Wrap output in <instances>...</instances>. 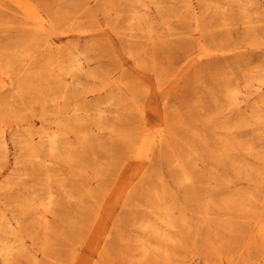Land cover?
Returning a JSON list of instances; mask_svg holds the SVG:
<instances>
[{
  "label": "rangeland",
  "instance_id": "1",
  "mask_svg": "<svg viewBox=\"0 0 264 264\" xmlns=\"http://www.w3.org/2000/svg\"><path fill=\"white\" fill-rule=\"evenodd\" d=\"M143 1L79 0L83 10L57 18L65 23H56L54 36L40 39L29 57L40 54V70L57 46L95 49L91 70L110 71L120 102L102 127L83 125V112L74 117L82 96L61 105L69 109L76 150L79 131L89 133L92 158L84 165L48 163L42 147L35 166L26 160L23 141L39 145L55 120L43 123V105L33 103L31 92L11 96L12 81L0 75L7 85L0 126H8L7 151L0 142V220L22 231L0 233V240L14 247L15 264H72L74 255L88 256L83 264L168 263L155 252L143 259L146 243L172 253L168 264H264V0ZM33 32L13 7L0 8V45ZM30 60L16 63L19 73ZM145 80L148 92L135 99L130 88ZM162 113L169 116V143L158 141L138 157L135 148L158 132ZM49 191L51 211L43 208ZM170 216L181 231L166 245L154 231H164ZM89 243L96 248L87 254ZM45 244L51 259L40 252Z\"/></svg>",
  "mask_w": 264,
  "mask_h": 264
},
{
  "label": "bare ground",
  "instance_id": "2",
  "mask_svg": "<svg viewBox=\"0 0 264 264\" xmlns=\"http://www.w3.org/2000/svg\"><path fill=\"white\" fill-rule=\"evenodd\" d=\"M54 1L56 0H0V8H2L5 3L13 7L19 15L28 21V23L35 26V32L33 33L37 34V36L27 35L25 37H19L16 41L11 40L6 46L0 45V75H3V77L6 76L12 81L11 87L7 89V93H10L11 96L25 97L26 94L31 92L33 103L43 105L41 113L43 123L50 122L52 119L55 120L54 126H51L49 129H44L39 134L41 139L39 145L32 141H23L21 147L27 152L26 160L31 163L32 166H35V162H38L40 158L42 151L40 147H42L46 149L44 151L47 153L49 159L48 163H51L52 159H62L66 163L77 160L80 164L84 165L83 162L92 158L90 153L93 150L86 147L89 141V133L84 129L83 131H79L78 135L81 137V147L76 150L71 143V139L76 136V132L69 126V109L61 105L70 103L78 95L82 96L83 102H76L78 104L72 107L74 117L77 118V116L81 115L80 113L83 112V120L81 119L83 125L91 126L94 124L96 127H102V122L105 120L109 109L114 108L115 105L120 102V97L116 91L113 90V85L109 83L110 71L107 70L106 67L103 68L104 73L102 75H98L95 71L91 70V54H99L95 49L85 50L73 46L65 50L62 46H57L52 48L55 55L49 52L47 54L49 57H47L45 65H43L40 70L35 69L36 65H39L37 64L39 62L37 58L40 54L35 56L33 60H30L29 57L39 52L38 41L40 39H45L49 42L54 36L55 30H58L55 24L65 23V21L56 20L57 18L62 19L76 16V14L72 15L70 13L71 8L78 6L79 10H83V4H78L79 0L71 1L70 4L67 2H58L57 5L59 9L55 7ZM129 1H135L139 4L144 3L143 0ZM147 1H149L151 5H156L154 2L157 0ZM20 30L22 31V29ZM102 47H104V50L108 53H111L113 50V47L109 44H104ZM21 59H28L31 63V65H29L30 68L25 73H19L16 68V63ZM55 69H57V71H55ZM152 76L155 79L157 77V75ZM15 77H18L17 80H14ZM3 82L4 83L0 84V91L7 87L5 80H3ZM97 85L102 86L99 88ZM147 88L145 80L143 84L130 88V91L136 99L137 95L147 93ZM234 96L235 93L233 94L229 91L227 98L230 100ZM135 99H133V102H135ZM150 103H153L152 99ZM49 106H52L51 111L48 110ZM117 111L123 110L117 108ZM143 115L141 111L142 120L144 119ZM161 117L162 124L158 132L152 136L149 134L144 135L141 138L139 146L135 148L138 157H141L143 153L152 151L158 141L160 144L169 143V135L171 133L169 131L171 127L169 116L167 113H162ZM190 118L191 120L195 119L193 116ZM7 129L8 126L6 124H1L0 142L2 143V149L6 151L8 150ZM75 153H78V157ZM180 167L184 168L182 164ZM49 176L50 173L48 174V177ZM185 177L187 180H192V177L187 174H185ZM18 179L19 178H16L15 180ZM11 185L12 184L9 186ZM1 191L2 189H0V192ZM48 194L49 202L44 203L43 208L47 211H51L50 202L54 199L55 194L51 191H49ZM20 215L19 218L16 219L19 226L22 225ZM208 215L209 213H206V216ZM148 225L151 224H145V227ZM262 226L264 230V220L262 221ZM180 231L181 229L177 219L170 216L169 220L164 224V231H162L161 227L155 229L154 237L165 242L167 245L175 242L174 235H177ZM0 233L5 234V237H18V234L22 233V231L21 229L13 230L12 225L2 219V221L0 220ZM42 247L43 249L40 250V252L47 255L48 259H51L53 255L47 251V245H42ZM86 248L88 254L94 251L96 247L93 243H89ZM150 252H155L164 262L166 261L169 263L172 259V253L166 251L164 247L161 246L157 248L152 244H144L142 247L143 259H146L148 255L151 254ZM15 255L14 247L10 245L6 239L0 240V264L2 263V258L4 259V264H15ZM73 257L74 260L72 264H83L88 258L86 255H81V257L74 255ZM156 257L157 256H155V258ZM231 258L232 257H230V260ZM34 264L39 263L35 262Z\"/></svg>",
  "mask_w": 264,
  "mask_h": 264
}]
</instances>
